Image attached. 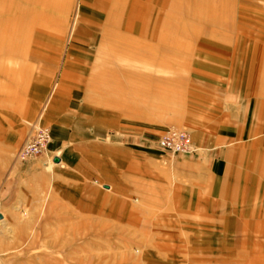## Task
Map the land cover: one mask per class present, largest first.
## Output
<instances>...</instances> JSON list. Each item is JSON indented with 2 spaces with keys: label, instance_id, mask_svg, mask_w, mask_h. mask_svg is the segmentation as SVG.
I'll list each match as a JSON object with an SVG mask.
<instances>
[{
  "label": "rangeland",
  "instance_id": "rangeland-1",
  "mask_svg": "<svg viewBox=\"0 0 264 264\" xmlns=\"http://www.w3.org/2000/svg\"><path fill=\"white\" fill-rule=\"evenodd\" d=\"M8 1L0 0V53L32 52L0 56V98L21 88L28 64L25 96L31 91L38 105L33 116H17L28 128L12 162L48 166L63 149L86 163L80 170L91 171L112 210L79 217L78 225L66 217L63 231L41 232L26 205L7 201L16 216H4L0 200V264H264V0H131L120 18L130 28L108 31L87 12L102 8L97 0H54L30 34L27 1L18 0L16 12ZM62 79L76 81L74 104L95 123L74 143L52 144L42 112ZM35 123L51 138L19 159ZM171 126L187 130L189 150L158 144ZM244 209L262 212L250 217V232L235 231Z\"/></svg>",
  "mask_w": 264,
  "mask_h": 264
},
{
  "label": "crops",
  "instance_id": "crops-1",
  "mask_svg": "<svg viewBox=\"0 0 264 264\" xmlns=\"http://www.w3.org/2000/svg\"><path fill=\"white\" fill-rule=\"evenodd\" d=\"M20 42L22 44L23 41ZM35 51L42 52L44 50ZM76 51L80 52L72 50L73 53ZM124 51L126 54L143 53L138 50ZM124 51L121 53L125 54ZM31 52L32 50L28 48H20L12 52L0 53V56L5 54L17 56ZM83 54L85 55V53ZM79 61L78 58L76 64ZM22 67L23 74L16 81V84H19L21 88L16 89L13 95L7 94L0 98V200L2 201L1 208L4 209L1 210L3 215L16 216V211L11 210L10 207L12 203L8 204L7 201L13 200L15 203H22L27 206L28 214L31 217H40L38 230L41 232L63 231V220L66 217H70L72 225H78L79 217L111 215V196L102 197L97 194L98 187L90 181L91 171L80 170L86 167V163L74 159V156L69 152L64 150L63 155L61 154L63 149H60V152L53 154L54 157H58V160L48 166H42L37 161L29 162L23 166L17 163L13 164L12 150L20 144L28 128L25 124L20 123L17 116L22 113L31 117L38 110L36 101L33 99L31 101L32 92L30 91L31 95L25 96L29 82L32 80L30 67L28 64L22 65ZM64 73L66 72L64 71ZM75 83L76 81L62 79L57 85V90L53 92L43 108V120L53 127L52 144L78 141L86 135L88 122L93 123L95 120L94 113H83L80 111V106L74 104L71 89ZM120 96L121 94H119ZM85 108L88 109V106ZM242 201L244 199L241 198ZM244 206L246 208L249 205L244 204ZM237 207L239 206L233 207V210H238ZM242 213L234 216L236 219L240 216L244 217L242 223H237L234 226L235 231L244 229L250 232L254 226L250 217L261 216L262 212L259 209L249 211L244 209ZM22 223L25 230H30L32 224L29 221L24 220ZM33 225L36 229L37 224ZM248 244H252V241H239L238 243L240 247H246ZM258 247L264 249V243H258Z\"/></svg>",
  "mask_w": 264,
  "mask_h": 264
},
{
  "label": "bare ground",
  "instance_id": "bare-ground-1",
  "mask_svg": "<svg viewBox=\"0 0 264 264\" xmlns=\"http://www.w3.org/2000/svg\"><path fill=\"white\" fill-rule=\"evenodd\" d=\"M26 1L28 3V8L25 11L26 13H24V17H26V20H27V28H26V31L23 28V31H25L26 34H30L31 32L32 33L35 32L36 27L42 24L44 20L48 18L47 10L49 7L53 5L54 0H26ZM87 1H90V0H87ZM97 1L102 7L101 9H97V7H95L94 5H92L90 8L88 7V9L86 7L88 14H92L94 16V20L97 22L93 24L95 27L100 28V23L104 22L105 27H107L106 31H108L110 28H113V27H117V26L122 27L121 25L123 26L126 25L127 28H130V25H129L130 23L124 20L120 21V18L126 16L127 13L130 11L127 5L131 2V0H97ZM18 6H19L18 0H14V1L9 0L6 4V7H8L9 10L12 12H16L17 10H19L20 8ZM86 9L84 11H86ZM15 19H16V15L14 17L11 16L10 24L15 25L16 24ZM102 19H105V20L103 21ZM23 31L21 33V36H23V33H24ZM106 31H105V38L109 37ZM11 34H12L11 31L5 32V38L9 39L11 37ZM0 35H1L0 36V39H1V37H3L2 30H0ZM135 37H132L131 40H127L130 43L131 47L137 44L135 42L137 38ZM161 40H162V37H161ZM161 44H162V41H161ZM118 45L124 49H128V46L123 42H118ZM170 45H171V42L169 43L168 47ZM122 48L118 49L115 47L114 52L118 50L122 51L123 50Z\"/></svg>",
  "mask_w": 264,
  "mask_h": 264
},
{
  "label": "built area",
  "instance_id": "built-area-1",
  "mask_svg": "<svg viewBox=\"0 0 264 264\" xmlns=\"http://www.w3.org/2000/svg\"><path fill=\"white\" fill-rule=\"evenodd\" d=\"M50 138L48 127L38 123L33 124L32 130L18 150V158L24 160L36 155L46 146ZM158 144L173 152L189 150L191 146L190 135L183 128L171 126L160 137Z\"/></svg>",
  "mask_w": 264,
  "mask_h": 264
}]
</instances>
